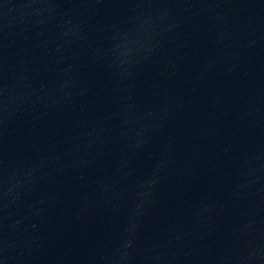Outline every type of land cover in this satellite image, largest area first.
Returning <instances> with one entry per match:
<instances>
[{
	"label": "water",
	"instance_id": "water-1",
	"mask_svg": "<svg viewBox=\"0 0 264 264\" xmlns=\"http://www.w3.org/2000/svg\"><path fill=\"white\" fill-rule=\"evenodd\" d=\"M0 264H264V0H66L0 117Z\"/></svg>",
	"mask_w": 264,
	"mask_h": 264
}]
</instances>
